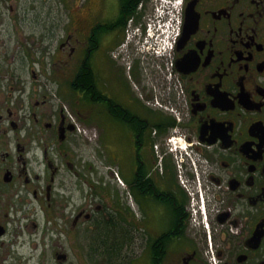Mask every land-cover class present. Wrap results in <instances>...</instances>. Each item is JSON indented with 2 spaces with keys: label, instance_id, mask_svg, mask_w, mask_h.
I'll use <instances>...</instances> for the list:
<instances>
[{
  "label": "flooded vegetation",
  "instance_id": "obj_1",
  "mask_svg": "<svg viewBox=\"0 0 264 264\" xmlns=\"http://www.w3.org/2000/svg\"><path fill=\"white\" fill-rule=\"evenodd\" d=\"M120 1L0 0V264H264V0H178L179 94Z\"/></svg>",
  "mask_w": 264,
  "mask_h": 264
},
{
  "label": "rangeland",
  "instance_id": "obj_2",
  "mask_svg": "<svg viewBox=\"0 0 264 264\" xmlns=\"http://www.w3.org/2000/svg\"><path fill=\"white\" fill-rule=\"evenodd\" d=\"M154 6H155V4H154L153 0H148L146 2L145 9H143V11L141 12V18L139 20L140 22H142V20L146 17V14H149V13L153 12ZM113 9L114 10L116 9V3L115 2L113 3ZM126 76H127L126 73L122 74V75L116 73L114 75V78L112 79V82H111V86L114 89V93H124L125 82H127V81L129 82V80H128V78ZM108 89L110 90L109 87H108ZM61 93H63L64 95L68 94L65 90L61 91ZM73 95H76V94L70 88V100L73 99ZM91 119H92V121L97 122V118L96 117H92ZM79 122L82 123L85 127H88V128L92 126L91 124H88L87 122H84L82 120H80ZM79 142L81 143L80 150L83 151L84 153L93 151V149L90 151V147L85 145V142L86 143L90 142L91 145H93L95 143H93L92 141H88L81 134L79 136Z\"/></svg>",
  "mask_w": 264,
  "mask_h": 264
},
{
  "label": "built area",
  "instance_id": "obj_3",
  "mask_svg": "<svg viewBox=\"0 0 264 264\" xmlns=\"http://www.w3.org/2000/svg\"><path fill=\"white\" fill-rule=\"evenodd\" d=\"M165 8L161 9L158 12V27L160 28L161 32H164L163 36L159 34L156 38L155 42L150 46V49L156 53L160 54L165 47H167L168 42L165 38H168L170 35H175L176 29L173 21L174 14L172 12V8H170L169 0H165ZM151 34L152 32H148Z\"/></svg>",
  "mask_w": 264,
  "mask_h": 264
},
{
  "label": "trees",
  "instance_id": "obj_4",
  "mask_svg": "<svg viewBox=\"0 0 264 264\" xmlns=\"http://www.w3.org/2000/svg\"><path fill=\"white\" fill-rule=\"evenodd\" d=\"M140 0H121L119 9L124 14V22L131 14L135 13V8Z\"/></svg>",
  "mask_w": 264,
  "mask_h": 264
},
{
  "label": "bare ground",
  "instance_id": "obj_5",
  "mask_svg": "<svg viewBox=\"0 0 264 264\" xmlns=\"http://www.w3.org/2000/svg\"><path fill=\"white\" fill-rule=\"evenodd\" d=\"M128 18V17H127ZM179 32V31H178ZM178 36V35H177Z\"/></svg>",
  "mask_w": 264,
  "mask_h": 264
}]
</instances>
